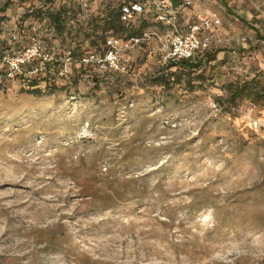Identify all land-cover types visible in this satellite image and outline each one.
<instances>
[{"label": "rangeland", "instance_id": "1", "mask_svg": "<svg viewBox=\"0 0 264 264\" xmlns=\"http://www.w3.org/2000/svg\"><path fill=\"white\" fill-rule=\"evenodd\" d=\"M123 1L0 0V56L36 28L61 59L14 79L0 61V264H264V0H191L221 21L191 89L161 82L154 42L124 71L79 62ZM63 7L61 33L35 19ZM253 78L262 96L230 103Z\"/></svg>", "mask_w": 264, "mask_h": 264}, {"label": "built area", "instance_id": "2", "mask_svg": "<svg viewBox=\"0 0 264 264\" xmlns=\"http://www.w3.org/2000/svg\"><path fill=\"white\" fill-rule=\"evenodd\" d=\"M85 6V5H84ZM191 0H184L175 4L173 0H128L120 5L119 20L123 24L152 23L147 26L152 30H142L139 36L119 38L108 36L104 40L103 49L89 53L79 59L81 64H101L110 71L125 70L122 63L123 55L130 52L143 42L156 44L152 50L158 64L167 72L171 64L193 60L214 49L218 43V33L221 21L216 15H207L193 19L187 17L184 10L190 9ZM87 16L88 11L84 10ZM39 23H47L42 19ZM34 37L26 46L20 45L2 57V64L6 68V76L14 79L21 73L23 66L34 63H60L61 59L54 52H48L44 44L37 38L36 28H32ZM25 30L13 35V41L21 43ZM72 57L65 58L64 65L71 63ZM62 63V62H61ZM64 67V66H63ZM66 71L65 68H63ZM33 70L32 73H36ZM215 108V105H212ZM257 127V123H253Z\"/></svg>", "mask_w": 264, "mask_h": 264}, {"label": "trees", "instance_id": "3", "mask_svg": "<svg viewBox=\"0 0 264 264\" xmlns=\"http://www.w3.org/2000/svg\"><path fill=\"white\" fill-rule=\"evenodd\" d=\"M17 1L25 2L27 0H17ZM37 1L44 2V6H46V4L52 6L51 4H53V0H37ZM125 1L128 0H124L123 2ZM122 3L118 4L116 7H111L112 5H108L107 10L104 13V17H102L98 23H93L94 24L93 30L96 32H100V35L94 37L95 39L92 40L91 44L93 48L97 49L98 51L103 49L104 40L106 37L108 36L118 37V36H122L123 34H125V38L139 36L142 30L149 25L148 23L140 22L141 24L140 27L135 28L134 26H132V23L129 24L121 23L119 20V12H120V5ZM7 7H8V3L5 4L0 9V12H4ZM48 8L50 9L51 7ZM41 10L42 9L39 8L35 12L37 13V15H35L36 16L35 19L38 20V23L42 19H46L48 23H53V26L56 27L59 33L62 32L66 23L71 19V17H69L70 12L67 11V9H65L64 7L52 13L47 12L48 13L47 16L41 13ZM31 14L32 12L30 14H27V16L30 17ZM107 33H111V34L108 35ZM42 43L45 46V43L43 41ZM19 44L21 43L19 42L17 43L14 41L15 46L16 45L18 46ZM74 56H78L80 58L82 55H80V53H71V57ZM2 57L3 56H0V61H2ZM214 61H215V53L211 50L202 55L196 56L193 60L181 61L179 63L171 64L168 67V70L171 69V71L165 72L163 70L162 72L163 76L161 77V82H163L165 85H168L169 79L172 77H176L177 81H181L182 79H185V81L187 80L188 85L190 84L191 81L194 80V78L197 81H202L204 79L202 73H200L202 72L201 68L212 65ZM59 64L60 63H34L32 65L23 66L22 68L27 67V70L25 72L30 75H34L35 78L38 77L42 71H44L46 75H48V77H52V75L57 73V70L54 71V69ZM38 66H40V68ZM35 69L37 70V72L34 74L32 73V71ZM195 73H197L195 77L193 78L190 77ZM189 86L190 89L193 88L191 85ZM262 91H263V87L259 85V82L256 79L253 78L250 81H244L240 85L234 87V89L230 91L228 101L230 103H234L236 99H242L244 97L260 98L262 96Z\"/></svg>", "mask_w": 264, "mask_h": 264}, {"label": "crops", "instance_id": "4", "mask_svg": "<svg viewBox=\"0 0 264 264\" xmlns=\"http://www.w3.org/2000/svg\"><path fill=\"white\" fill-rule=\"evenodd\" d=\"M184 0H173V2L175 3V4H180V3H182ZM184 13H185V15L187 16V17H191V18H193L194 20L195 19H198V18H203V17H205L204 15H203V13L202 12H200V8H199V6L195 3V2H193L192 3V6H191V8L190 9H187V10H184ZM202 13V14H201Z\"/></svg>", "mask_w": 264, "mask_h": 264}]
</instances>
